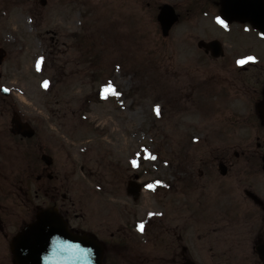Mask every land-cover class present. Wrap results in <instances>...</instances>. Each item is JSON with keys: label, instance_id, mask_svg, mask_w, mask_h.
Segmentation results:
<instances>
[{"label": "flooded vegetation", "instance_id": "1", "mask_svg": "<svg viewBox=\"0 0 264 264\" xmlns=\"http://www.w3.org/2000/svg\"><path fill=\"white\" fill-rule=\"evenodd\" d=\"M157 7L162 35L194 17L203 53L164 68L173 102L190 103L182 114L192 117L184 124L192 135L176 130L177 138L167 143L179 147L175 167L145 180L130 165L101 160L90 196L83 183L50 168L44 147L38 171L30 157L37 147L29 146L24 154L34 160L28 168L35 174L37 201L29 215L16 141L33 137L19 135L13 112L11 126L0 127V264H14L11 242L43 204L56 206L72 233L103 245L104 264H200L190 246V237L197 236L199 252L208 240L223 244L214 255L218 264H264V0H162ZM234 35L244 37L243 50L232 48ZM248 140H256L255 147Z\"/></svg>", "mask_w": 264, "mask_h": 264}, {"label": "rangeland", "instance_id": "2", "mask_svg": "<svg viewBox=\"0 0 264 264\" xmlns=\"http://www.w3.org/2000/svg\"><path fill=\"white\" fill-rule=\"evenodd\" d=\"M161 1L0 0V47L7 50L0 88L10 92L7 97L0 92V127H10L17 112L37 131L34 138L16 141L28 214L37 203L35 174L28 165L36 160L41 170L39 147L54 157V172L83 183L90 196L97 190L101 160L130 165L145 180L175 167L179 147L167 143L177 138L176 130L192 135L193 128L188 132L184 127L192 117L182 114L190 103L173 102L164 68L203 53L197 48L200 29L194 17L169 35L156 29ZM234 37L232 48L243 50L244 37ZM107 84L120 93L101 97ZM248 143L255 147L257 141ZM29 146L37 147L30 155L34 160L24 154ZM144 153L150 154L146 161ZM190 238L193 260L218 264L214 255L222 253L223 244L208 240L199 252L198 236Z\"/></svg>", "mask_w": 264, "mask_h": 264}, {"label": "water", "instance_id": "3", "mask_svg": "<svg viewBox=\"0 0 264 264\" xmlns=\"http://www.w3.org/2000/svg\"><path fill=\"white\" fill-rule=\"evenodd\" d=\"M159 18L165 20L164 14ZM4 53L0 52V64ZM3 92L7 93L4 88ZM15 129L22 135L33 136L34 129L17 115L13 119ZM264 157V155H263ZM50 164L51 156L43 155ZM93 244L94 246L64 248L67 245ZM93 238H82L69 232L66 222L62 220L53 206L38 211L36 219L26 225L12 240L15 264H102L103 248ZM64 248V249H62ZM264 259V246L259 248Z\"/></svg>", "mask_w": 264, "mask_h": 264}, {"label": "snow or ice", "instance_id": "4", "mask_svg": "<svg viewBox=\"0 0 264 264\" xmlns=\"http://www.w3.org/2000/svg\"><path fill=\"white\" fill-rule=\"evenodd\" d=\"M217 19H218V21H219L220 24H222V25H224L225 27H227V24L225 23L224 20H222V19H220V18H217ZM248 59H254V57H249ZM239 62H240V63H244L243 60H241V61H239ZM45 87H47V82H45ZM156 111H157V113H159V107H158V106H157ZM133 163H135V161H133ZM157 183H159V182H157ZM148 187H149V188H152V187H154V185H153V184H149ZM139 227H140V230H141V231L144 230V225H143L142 223L139 225Z\"/></svg>", "mask_w": 264, "mask_h": 264}]
</instances>
